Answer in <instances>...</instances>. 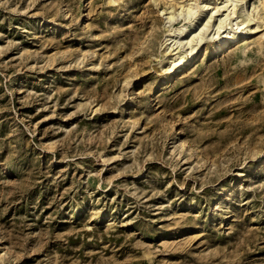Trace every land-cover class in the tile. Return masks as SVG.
<instances>
[{"label":"rangeland","instance_id":"rangeland-1","mask_svg":"<svg viewBox=\"0 0 264 264\" xmlns=\"http://www.w3.org/2000/svg\"><path fill=\"white\" fill-rule=\"evenodd\" d=\"M176 1L0 0V264H264V0L172 72Z\"/></svg>","mask_w":264,"mask_h":264},{"label":"bare ground","instance_id":"bare-ground-1","mask_svg":"<svg viewBox=\"0 0 264 264\" xmlns=\"http://www.w3.org/2000/svg\"><path fill=\"white\" fill-rule=\"evenodd\" d=\"M242 1L181 0L176 1V6L162 9L166 14L164 44L167 46L168 69L172 72L183 70L192 61V57L186 58L187 52L196 51L205 38L216 39V47L223 49L255 32L256 28L251 27L255 16L247 2L240 5ZM178 18L181 20L175 26Z\"/></svg>","mask_w":264,"mask_h":264}]
</instances>
